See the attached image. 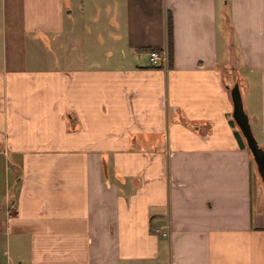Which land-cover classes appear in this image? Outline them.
Masks as SVG:
<instances>
[{"label":"crops","instance_id":"1","mask_svg":"<svg viewBox=\"0 0 264 264\" xmlns=\"http://www.w3.org/2000/svg\"><path fill=\"white\" fill-rule=\"evenodd\" d=\"M235 80L264 149V0H0V264H264Z\"/></svg>","mask_w":264,"mask_h":264},{"label":"water","instance_id":"2","mask_svg":"<svg viewBox=\"0 0 264 264\" xmlns=\"http://www.w3.org/2000/svg\"><path fill=\"white\" fill-rule=\"evenodd\" d=\"M229 98L231 102V119L239 131L249 156L254 163L255 170L264 191V149L259 145L251 131L236 80L233 81L229 87Z\"/></svg>","mask_w":264,"mask_h":264},{"label":"trees","instance_id":"3","mask_svg":"<svg viewBox=\"0 0 264 264\" xmlns=\"http://www.w3.org/2000/svg\"><path fill=\"white\" fill-rule=\"evenodd\" d=\"M165 45H166L167 63H169L171 59V15L169 11L165 12ZM148 50L149 48L146 49V51ZM157 50L160 51L159 48H157Z\"/></svg>","mask_w":264,"mask_h":264},{"label":"built area","instance_id":"4","mask_svg":"<svg viewBox=\"0 0 264 264\" xmlns=\"http://www.w3.org/2000/svg\"><path fill=\"white\" fill-rule=\"evenodd\" d=\"M147 58L150 65H157L159 63H163L165 65L167 58L166 52L164 50L158 51L155 49H150L147 51Z\"/></svg>","mask_w":264,"mask_h":264},{"label":"rangeland","instance_id":"5","mask_svg":"<svg viewBox=\"0 0 264 264\" xmlns=\"http://www.w3.org/2000/svg\"><path fill=\"white\" fill-rule=\"evenodd\" d=\"M251 164H252V167H253V170L255 169V166H254V163L252 162V160H251ZM255 173H256V170H255ZM257 174V173H256ZM258 176V175H257ZM263 196H264V193H263ZM256 199H257V197H253V200L256 202ZM263 200H264V198H263Z\"/></svg>","mask_w":264,"mask_h":264}]
</instances>
